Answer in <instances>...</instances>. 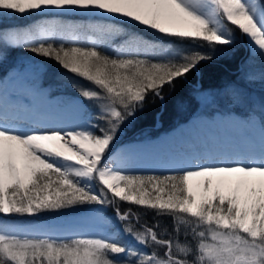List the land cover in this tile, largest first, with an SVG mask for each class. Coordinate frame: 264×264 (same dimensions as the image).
Wrapping results in <instances>:
<instances>
[{"label":"snow or ice","instance_id":"6c2138e0","mask_svg":"<svg viewBox=\"0 0 264 264\" xmlns=\"http://www.w3.org/2000/svg\"><path fill=\"white\" fill-rule=\"evenodd\" d=\"M237 32L264 84V0H0V69L23 50L36 72H55L52 61L91 85H69L83 120L66 123L9 91L23 67L0 75V264H264V146L186 157L163 174L115 152L122 127L234 53ZM243 95L234 88L233 103ZM245 117L264 127V96ZM84 206H98L103 233L8 222Z\"/></svg>","mask_w":264,"mask_h":264},{"label":"bare ground","instance_id":"6f19581e","mask_svg":"<svg viewBox=\"0 0 264 264\" xmlns=\"http://www.w3.org/2000/svg\"><path fill=\"white\" fill-rule=\"evenodd\" d=\"M29 66L30 70L23 69L19 76L7 80L6 87L9 91L21 103L29 107L36 105L44 115L66 123L82 122L80 95L71 100L57 98L58 95L52 97L53 90L42 85V82L32 85L39 73L35 71L37 65ZM243 93L246 98L251 97L246 90ZM219 106L221 109L193 116L188 124L172 129L154 143L137 141L138 138L132 136L131 142L117 148L116 156L124 157L125 166L130 169L158 172L169 170L186 157L210 156L233 149H259L264 146V127L257 122H245L235 109L236 113L232 114V108L225 110L221 105H216V108ZM249 111L251 110H247V113Z\"/></svg>","mask_w":264,"mask_h":264},{"label":"trees","instance_id":"16d2710c","mask_svg":"<svg viewBox=\"0 0 264 264\" xmlns=\"http://www.w3.org/2000/svg\"><path fill=\"white\" fill-rule=\"evenodd\" d=\"M11 23L24 25L28 22L24 20H13L11 21ZM145 35H147L148 38L150 39H157L151 33H145ZM237 37H239V43L237 44L234 53L229 54V56L224 60L215 63L214 65L209 67L205 73L197 75L195 78V83L178 82L175 89L170 90L167 87H165L164 89L165 99L163 101L156 98H152V102L149 104V106L145 110H143L140 113V115L132 122L134 128L133 129L131 128L132 130L131 129L128 130L124 134V137L122 139H127L126 136L141 138L144 136L158 135L161 131L173 127L174 125L178 124L180 121L190 119L191 116L195 114L198 109V99L195 94V92L198 90L196 88V85L199 84V87H201V89H214L220 87L222 85H225L231 79H233L236 73L241 68L243 64V60H245V56L248 53L245 49L246 46L244 47V41L241 39L239 32H237ZM18 51H19V55L22 53H27L23 50H17V52ZM13 56L14 59L10 61L8 64H6L3 69H0V73L4 74V72H6L9 68L13 66V64H15L14 62L15 53H13ZM47 64L49 65L50 68H55V72L49 71L46 76V81L56 89H58L57 84H59L60 82L58 79L61 76L66 77L67 81L77 80L78 78L77 76L64 71L59 67V65H56L52 61H48ZM258 83H260V87H258V89H260L259 91L263 92L261 93V95L264 96V84H262L260 81ZM66 90L71 91L67 87ZM229 103L233 105L236 104L233 103V98L229 99ZM237 108L238 110L241 111H244L245 109L244 107L239 105L237 106ZM129 206L130 205L128 203H122L120 204V209L123 212L126 211L129 208ZM97 207L98 206L78 207L75 209V211L77 213H80L85 210L86 211L94 210V208ZM132 210L134 212L138 211V209L135 207H133ZM103 214L110 219L114 216V212L111 207L105 209ZM62 215H64L63 212L45 213L35 217L14 216L10 218L8 221L11 222L16 220V221H21L22 223H29L31 225L46 224L48 227H51L50 222L54 220V218L60 217ZM140 215H141V221H140L141 224L147 223L148 225H152L155 223L156 217L154 213L149 212L147 215H145L141 211ZM160 219L162 224L167 225L169 230L171 231V227H172L171 218L163 217ZM44 228L46 229V227ZM56 234L67 235V233H60L58 231H56ZM160 251L162 252L163 249H160Z\"/></svg>","mask_w":264,"mask_h":264},{"label":"rangeland","instance_id":"374dc122","mask_svg":"<svg viewBox=\"0 0 264 264\" xmlns=\"http://www.w3.org/2000/svg\"><path fill=\"white\" fill-rule=\"evenodd\" d=\"M236 35H237V33H236ZM241 39L244 41V47L246 46L245 49H246L247 53L249 54V56H248V54H246L245 60H243V64H242L241 68L239 69V71L234 76V78L231 79L230 81H228L225 85H222V86L214 88V89H201V87H199V84L196 85V88L198 90L195 92V94H196V97L198 99V109H197V112L195 114L197 116H199L200 113H205V112L209 113L208 111H215V110L221 109L220 106L218 108H216V105L217 106L221 105V107H223L225 110H228V108L229 109L232 108L233 109L232 110L233 112H231L232 114H235L236 113L235 111L239 112L242 120H244V118H246L245 114L247 113V110H252L253 107L255 106V104L258 103L260 97L262 96L261 93H263V92L259 91L260 89H258V87H260V83H258V82L260 81L259 73L261 71V62H260L258 57L250 58L247 38L241 37ZM203 50H205V49H203ZM14 53H15V61L14 62H15V65L17 67H23V69L30 70L31 66H29V65H37L36 58L32 57L31 54L22 53L19 55V51L18 52L16 51ZM37 79H38V81H36L34 79L35 82H33L32 85H38V83L42 82V85H44L48 88L50 87L53 91L54 90L57 91V92H55L58 95V96L56 95L57 98H65L66 100H71L76 95H79V93L73 87H70L69 85L75 83L77 85L83 86L84 88L91 87V85H89L85 80H82L80 78H77V80L67 81L66 77L61 76L58 79L60 81L59 84H57L58 89H54V88H52V86L46 85V82H47L46 76L39 73ZM255 79H257V80H255ZM250 80L252 82H249ZM251 86H253V87L256 86V88H252ZM66 87L71 91H67ZM246 87H249L251 89L246 88ZM234 88H239L242 92H244V90H246L248 95L251 97L246 98L243 95L241 103H239L237 105L236 104L233 105V104L229 103V99L232 98V96H229V95H232V90ZM201 90H203V93L201 92ZM204 95H208L207 100L204 99ZM81 99H82V97H81ZM85 103H87V102L85 101ZM242 104L245 108V111L238 110V108H237L238 105L242 106ZM249 107H250V109H248ZM234 109H235V111H234ZM256 111L258 112V107L256 108ZM192 118H190V119H192ZM190 119L181 123V124H176V126L174 128H177L178 126L181 127V126H183L184 123L188 124L190 122ZM132 122L128 123L126 126L122 127V129L120 130L119 137H118V140L116 142L115 151L117 150L118 147H120V146H122L128 142H131L132 139H130V137H128V136H126L127 139H122V138L124 137V134L128 130H130L131 128L132 129L134 128L133 127L134 125ZM243 124H245V122H243ZM167 133H168V131H167ZM164 135L165 134H163V133H161V134L159 133V135H157L155 137L144 136V137L138 138L137 141L147 140V141H149L148 144H150V142L154 143V142L158 141V139L162 138V136H164ZM131 136H132V134H131ZM133 170H139L143 173H149V174L150 173L162 174V173H166L168 171V170H165V171L154 172V171H150V170H141V169H133ZM63 214L64 215H62L60 217H56V218H54V220H52L50 222V226L55 228V231H58L60 233H67V234H69V233L97 234V233H103V231H104V229L98 224V222L96 220V213L94 210H88V211L85 210V211H82L80 213H77L74 209V210H67V212L65 211V212H63ZM8 222L12 223V224H29V223H22L21 221H16V220L11 221V222L8 221ZM43 223H45V222H43ZM39 225L42 227H46V229L49 228L46 224H39Z\"/></svg>","mask_w":264,"mask_h":264}]
</instances>
